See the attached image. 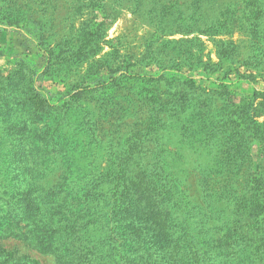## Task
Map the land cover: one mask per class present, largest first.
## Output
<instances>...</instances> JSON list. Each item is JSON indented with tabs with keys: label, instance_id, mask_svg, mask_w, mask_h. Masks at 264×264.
Here are the masks:
<instances>
[{
	"label": "trees",
	"instance_id": "obj_1",
	"mask_svg": "<svg viewBox=\"0 0 264 264\" xmlns=\"http://www.w3.org/2000/svg\"><path fill=\"white\" fill-rule=\"evenodd\" d=\"M130 1L136 18L153 21L155 32L163 36L208 33L216 27L231 33V24L247 38L254 54L241 63L264 65V57L256 58L259 51L264 54V0ZM20 9H7L3 20L31 37L36 28L25 24L28 13ZM43 39L38 36L36 43ZM33 94L32 117L17 121L6 114L25 102L3 98L7 112L0 102V264H40L6 248L1 241L10 236L52 255L55 264H264V165L250 173L244 166L245 146L253 133L261 132L262 124L254 122L256 127L248 128L242 115H228L223 105L214 115L204 111L206 121L200 129L186 134L183 124L174 130L175 122L184 120L182 114L200 107L186 96L179 100L182 94L177 92L178 97L160 103L157 116L169 119L171 134L192 136L200 145L202 162L191 171L180 162L142 166L135 160L141 161L143 149L134 146L122 150L121 157L135 162H124L115 178V168H106L98 179L69 163L76 156L71 148L79 142L77 128L57 118L56 104ZM66 102L61 103L63 109ZM39 123L42 131L31 132L29 127ZM163 152L171 155V150ZM81 231L94 234L84 237Z\"/></svg>",
	"mask_w": 264,
	"mask_h": 264
},
{
	"label": "rangeland",
	"instance_id": "obj_2",
	"mask_svg": "<svg viewBox=\"0 0 264 264\" xmlns=\"http://www.w3.org/2000/svg\"><path fill=\"white\" fill-rule=\"evenodd\" d=\"M131 4L129 0H0L1 110L7 112L3 98L10 97L25 104L16 105L20 107L6 116L12 115L14 121L32 117L29 103L33 92L43 95L52 106L56 104L60 109L57 118L77 128L79 142L71 148L76 156L69 163L77 166L78 172L84 169L85 176L99 179L111 167L115 168V178L128 161V165L137 161L142 166L155 161L180 162L191 171L203 157L200 145L186 134L205 123V110L214 115V110L226 105L228 115H242L250 124L248 128H255L254 122L262 124L261 132L253 133L248 145L241 147L248 148L244 166L249 173L264 165V65L241 63L254 55L247 38L231 24V33L216 27L208 33L163 36L155 32L153 21L148 24L137 19ZM17 7L28 13L25 24L36 28L31 37L28 31L3 20L7 9ZM38 36L44 37L40 44L36 43ZM259 53L256 58H263ZM170 65L175 66L166 67ZM7 82L12 85L7 86ZM177 92L182 94L179 100L186 96L200 106L182 114L184 120L173 121L174 130L184 124L183 135L171 134L166 125L169 119L157 116L160 103ZM63 100H68L64 109ZM160 116L167 119L161 121ZM41 124L30 126V131H42ZM134 146L143 149L141 161L121 157L122 150ZM163 150H171V155ZM58 155L53 152L52 156L58 160ZM59 174L64 176L65 171ZM240 174L239 182L246 172ZM192 180L191 176L189 182ZM80 204L86 207L85 201L80 200ZM87 231L92 232V226ZM86 232L81 231V235L94 234ZM1 242L40 264H55L52 255L38 252L17 237Z\"/></svg>",
	"mask_w": 264,
	"mask_h": 264
}]
</instances>
